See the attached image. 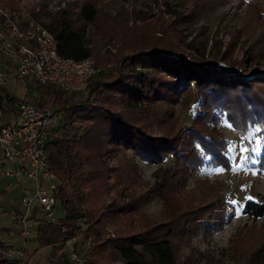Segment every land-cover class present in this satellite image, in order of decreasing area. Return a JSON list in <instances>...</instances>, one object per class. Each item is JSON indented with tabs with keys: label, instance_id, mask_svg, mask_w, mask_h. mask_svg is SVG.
Masks as SVG:
<instances>
[{
	"label": "trees",
	"instance_id": "obj_1",
	"mask_svg": "<svg viewBox=\"0 0 264 264\" xmlns=\"http://www.w3.org/2000/svg\"><path fill=\"white\" fill-rule=\"evenodd\" d=\"M232 3L253 7L264 23V0H195L184 19L195 21L200 14ZM1 5L11 17L21 10L14 0H1ZM98 13L85 0L54 10L41 6L28 19L52 35L61 57L75 61L91 57L101 67L88 82L83 101L66 103L53 93L61 125L53 126L43 147L56 177L54 198L63 216L51 224L39 223L33 241L38 248L60 252L69 240L80 238L83 243L89 238V246L82 252L85 264H203L188 239L224 224L225 200L221 193L211 194L215 189L211 186L197 198L198 205L191 200L179 203L174 195L182 193L186 179L203 166L231 169L229 142L218 128L221 118L242 137L248 155L250 125L257 124L264 140V68L245 70L244 64L231 59L227 47L209 54L212 48L205 53L206 46L199 50L189 41L184 44L186 50L180 49L169 41L166 25L147 24L143 29L141 25L124 53L119 47L112 52L104 44L98 46L88 31ZM130 14L124 13L123 23H130L126 29L133 31L134 19H126ZM126 35L121 36L125 42ZM248 59L253 61L251 55L242 61ZM172 105L193 109L192 123L152 135L150 117ZM126 153L155 164L154 181L133 199L125 200L117 193V198L104 203L106 179L112 176L109 162ZM168 158L171 162L162 164ZM257 165L264 167V145ZM155 196L162 199L166 210L162 220L154 224L143 218L135 220L141 206ZM242 212L264 219V202L247 200ZM4 245L0 242V247ZM186 246L188 254L183 253ZM50 257L48 264H59L55 252ZM249 263L264 264V241L251 252Z\"/></svg>",
	"mask_w": 264,
	"mask_h": 264
},
{
	"label": "rangeland",
	"instance_id": "obj_2",
	"mask_svg": "<svg viewBox=\"0 0 264 264\" xmlns=\"http://www.w3.org/2000/svg\"><path fill=\"white\" fill-rule=\"evenodd\" d=\"M14 1H17L21 7L18 16L14 15V17L19 18L22 13V16L29 18L30 13L35 12L41 6L54 10L57 6L62 7L65 3L80 4L85 0ZM90 1L99 13L88 31L98 41V46L101 47L104 44V49L119 47L118 49L124 53L125 47L135 40V33L141 25L142 29L147 24L166 25L169 34H171L169 41L173 44L177 43L180 49L186 50L184 44L189 41L193 43L192 47H197L199 50L206 46L205 53H208L212 48L209 54L217 51L223 52L227 47L231 59L244 64L245 70L250 71L256 67L264 68V23L258 20L253 13L255 9L247 4L221 5L205 15L200 14L195 21H190V17L185 19L184 17L190 14L195 0ZM125 12H131V16L129 15L127 20L130 17L134 19L133 31L126 29L130 23L127 25L123 23ZM124 32L128 34L126 42L124 38H121ZM156 35H158L157 32ZM182 41L184 42L182 43ZM250 55L253 61H250L251 59H248L247 62L242 61ZM5 81L16 98L30 101L36 98L43 99L47 105L59 112L60 109L52 102L53 93H58L61 100L66 103L83 101L86 98V89L83 92L68 93L53 85L36 84L29 77L24 82L15 80L12 75H8ZM193 117V109L182 105H172L166 109V112L161 109L156 116L150 117L148 130L152 135H159L172 130V128L190 126ZM60 125L61 120L58 115L54 126L60 127ZM218 128L223 138L229 142L228 156L231 161V169H223L220 166L201 167L186 179L184 191L175 194L174 198L179 203H182L183 200H191L194 205H198L197 198L202 197L203 191L208 186L215 188L210 192L211 194L221 193L226 206L224 224L211 233L201 230L191 236L188 242L192 248L197 250L203 264H250L251 252L264 241V219H255L245 215L242 208L247 200L264 202V167L260 168L257 165V157L264 145V140L258 134L257 124L250 125L247 137L251 133L248 141L251 149L255 148L256 151H251V154L248 155L246 152L240 151L241 147H244L242 137L225 117L221 118ZM230 144L234 146L231 151H229ZM242 157H247V159H242ZM169 162L171 160L168 158L162 164L167 165ZM109 166H112V176L106 179L108 188L101 199L104 203L117 198V193H120L125 200L133 199L147 190L154 181L152 172L156 165L141 161L129 153H126V157L120 154L109 162ZM203 180H207V182L203 183ZM23 182L24 185L28 184L25 180ZM20 191L19 186L14 187L5 193L2 200L0 199V236L5 234L3 229L14 227L8 216L21 209L18 202ZM54 211L57 219L63 216L58 203H56ZM165 212L162 199L155 196L141 206L135 220L143 218L154 224L162 220V215ZM105 229L107 232L110 231L108 227ZM75 241L78 246L77 250L82 252L81 239L77 238ZM51 251L55 252L57 256L55 260L59 264H66L61 251L58 252L50 247L38 248L34 241L27 246V264H48ZM183 253L188 254L189 247H184Z\"/></svg>",
	"mask_w": 264,
	"mask_h": 264
},
{
	"label": "built area",
	"instance_id": "obj_3",
	"mask_svg": "<svg viewBox=\"0 0 264 264\" xmlns=\"http://www.w3.org/2000/svg\"><path fill=\"white\" fill-rule=\"evenodd\" d=\"M28 19L22 13L19 18L11 17L0 0V85L12 75L15 80L25 82L29 77L36 84L53 85L68 93L83 92L101 67L91 57L78 61L61 57L52 35ZM108 49L114 51V47ZM6 98L13 101L16 121L0 126V179H10L20 187L21 209L8 216L14 223L15 243L0 247V264H27V246L34 240L37 225L57 221V182L43 145L60 112L43 99ZM88 246L89 238L80 247L85 251ZM77 248L75 239L63 245L66 264H85L86 257Z\"/></svg>",
	"mask_w": 264,
	"mask_h": 264
},
{
	"label": "crops",
	"instance_id": "obj_4",
	"mask_svg": "<svg viewBox=\"0 0 264 264\" xmlns=\"http://www.w3.org/2000/svg\"><path fill=\"white\" fill-rule=\"evenodd\" d=\"M5 82L6 83L4 85H0V126L4 124H11L16 121V113H15L13 101L6 98L7 95H12V96L14 95L9 90L7 81ZM17 186L18 185L13 184V182L10 179L1 178L0 179V195L2 196L0 197V199L2 200L5 197V193H7V191ZM12 224L14 226V223ZM3 233L5 234H2L0 236V242H3L4 244L15 243L14 227L11 229H3Z\"/></svg>",
	"mask_w": 264,
	"mask_h": 264
},
{
	"label": "snow or ice",
	"instance_id": "obj_5",
	"mask_svg": "<svg viewBox=\"0 0 264 264\" xmlns=\"http://www.w3.org/2000/svg\"><path fill=\"white\" fill-rule=\"evenodd\" d=\"M257 131H259V129H257ZM250 136H251V133H249V137H246V138H250ZM232 147H234V146L230 144L229 151H231ZM240 151L241 152H247V151H249V149L247 147H241ZM251 151L255 152L256 149L252 148ZM242 159H247V157H242Z\"/></svg>",
	"mask_w": 264,
	"mask_h": 264
}]
</instances>
